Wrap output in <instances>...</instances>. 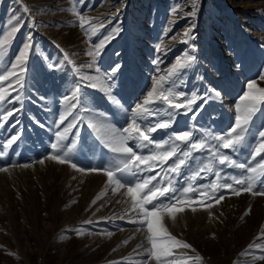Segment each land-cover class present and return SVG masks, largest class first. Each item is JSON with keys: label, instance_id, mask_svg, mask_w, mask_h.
Here are the masks:
<instances>
[{"label": "rangeland", "instance_id": "obj_1", "mask_svg": "<svg viewBox=\"0 0 264 264\" xmlns=\"http://www.w3.org/2000/svg\"><path fill=\"white\" fill-rule=\"evenodd\" d=\"M190 5L191 0H81L79 3L75 0H0V39L9 41L6 55L0 59V74L10 68L9 62H15L28 34L35 44L28 60L23 111L0 128V137H8L16 131L9 125L18 119L23 129V138L0 154V168H7L0 171V264H141L142 260L155 264L146 256L138 255L150 247L146 240L147 226L140 228L139 224L129 223L133 214L127 211L130 198L122 195L126 188L113 193L111 188L115 185L106 188L107 177L102 172H78L70 164L49 159L50 155L57 154L50 147L55 142L50 129H54L52 121L63 110L62 97L69 94L68 90L79 79L72 66L65 62L64 53L77 66H86L91 62V57L86 55L89 49L117 25L121 31L114 34L115 39L107 44L96 65L102 72L115 64L122 65L117 79L123 87L115 92L123 98L124 106L117 108L103 92L85 87L86 103L95 113H107L111 124L119 129L126 127L131 107L142 102L152 88V78L157 75V66L152 61L157 55L162 59L159 74L163 75L177 57L189 52L197 60L183 72L178 90L203 93L212 86L225 88L227 94L223 96V103L213 100L206 104L203 114L195 121L190 115H180L170 128L158 130L152 137L162 142L171 133L188 130L189 126L216 133L231 127L236 105L243 110L247 104L240 97L249 91L248 82L254 80L258 88H264V79H261L264 75V0H200L197 15L191 20L184 18ZM24 6L30 13H24ZM73 6L88 24L98 29L91 41L86 36L88 25L85 29L80 27L71 11ZM174 8L179 11L173 12ZM15 21L20 22V30L13 39L10 32L16 26ZM101 22L105 25L102 29ZM193 23L195 52L180 42L184 39L182 33ZM168 29L172 31L167 32ZM157 44L161 46L160 53L155 50ZM48 64L56 67L48 68ZM83 71L97 75L87 67ZM0 87L10 91L8 82L0 83ZM37 93L45 97L43 102L37 99ZM8 107L7 104L0 106ZM32 116L48 127L36 126L30 119ZM161 116L166 118L164 112ZM92 118L103 119L95 115ZM148 119L160 121V117ZM261 125H264V114L255 117L252 133L264 130ZM80 127L81 136L72 153L74 162L85 169L104 166L111 170V165L116 163L113 154L102 148L86 125ZM196 135L203 138L200 132ZM258 139V135L249 134L239 151L224 152L237 162L250 161L249 145L256 144ZM129 146L142 155L150 154L154 147L140 148L132 141ZM181 148L187 150L182 144ZM193 155L196 158L189 161L180 175L168 173L167 166L161 170L159 161L156 167L146 171L149 176L159 172L165 181L170 177L181 193L184 187L209 186L205 196L199 193L182 196L185 203L178 207L185 211L175 213V221L167 216L162 218L173 236L195 249L193 252L172 244L174 264H264L258 258L264 254V197L245 192L237 196L222 190L225 199L216 204L218 197H212V207L206 208L212 181L224 182L226 177L240 176L243 170L214 166V172L222 173L219 178L214 172H203L191 181L192 171L199 170L209 159L207 152ZM247 175L244 173L245 178ZM253 185L257 190L264 189V183L259 180L253 181ZM98 195L101 199L89 207ZM191 207L197 210L193 212ZM246 210L248 214L244 215ZM162 244L168 246L169 242ZM249 245L253 246L252 250L246 251ZM197 255L202 260H197Z\"/></svg>", "mask_w": 264, "mask_h": 264}, {"label": "snow or ice", "instance_id": "obj_2", "mask_svg": "<svg viewBox=\"0 0 264 264\" xmlns=\"http://www.w3.org/2000/svg\"><path fill=\"white\" fill-rule=\"evenodd\" d=\"M75 2L79 3L81 0H75ZM199 3L200 0H191L190 11L185 12L184 18L191 20L196 17ZM23 11L24 13H30V9L26 6L23 7ZM71 11L78 18L82 29H85L86 25H88L86 36L91 41L92 35H95L98 29L95 25L88 24L85 17L74 6ZM172 11L177 12L179 9L174 8ZM14 20L15 18L10 20L9 24L11 25ZM15 24L16 26L11 27L10 32L13 39L15 34L20 30V22L15 21ZM104 27L105 25L101 22L99 28L102 29ZM194 28L195 24H190L182 33L184 39L180 40L181 43L188 45L192 52L196 50V45L193 43L196 37L192 35ZM120 31L119 25L113 27L107 36L98 43H95L93 48L89 49L86 55L91 57V62L86 66H77L68 58V53H64L65 62L72 66L73 73L79 79L68 90L69 94L62 97L60 103L63 105V110L58 119L52 121L54 129L50 130L53 131L55 142L50 147L57 154L50 155L48 158L55 160L59 164H70L78 172H102L107 177L106 188L115 185V187L111 188L113 193L126 188V192H123L122 195L130 198L131 205L127 211L133 214L132 218L129 219V223L139 224L140 228H143L145 225L147 226L148 235L146 236V240L150 247H145L143 253H138V255L146 256L148 260L155 261V264H174L175 254L172 251V244L179 245L183 249H191L193 252H195V249L187 242L178 240L173 236L165 227L162 218L167 216L175 221V213L185 211L183 207H178V205L185 203L182 196L189 193L193 195L199 193L200 196H205L207 195L205 189L209 186L184 187L181 193L175 187L170 177L165 181L159 172L149 176L146 175V171H150L153 167H156V162L159 161L158 166L161 170L167 166L168 173L180 175L188 166L189 161L196 158L193 153L207 152L209 159L199 170L192 171L189 180H197L203 172L213 173L214 166L238 168L243 171L240 176L226 177L225 181L221 183L213 180L211 183L212 194L208 197L206 208L212 207V197H218L215 199L216 204L225 199V194L222 190H227L229 194L237 196L245 192L250 193L252 196L264 197V189L257 190L253 185V181L256 180L264 183V179H262L264 178V130L258 129L256 133H252L255 117L258 114H264V88H258L254 80L248 82L249 91H245L243 96L240 97V100L247 101V104L243 110L239 104L236 105L234 123L226 131L216 133L214 130L210 131L204 128L189 126L188 130L171 133L167 140L157 142L152 137V133L170 128L173 123L177 122V117L180 115H190L191 119L195 121L203 114L206 104L213 100L223 103V96L227 94L225 88H215L212 86L205 89L203 93L193 92L189 94L179 91L178 81L183 72L196 63L197 57L189 54V52H185L181 57L175 59V62L165 70L163 75H160L159 65L162 63V59L160 55H157L152 61L157 66V75L152 78L151 90L147 92L142 102H137L131 107V116L128 117L127 126L119 129L107 120V113H95L92 106L87 105V94L83 89L89 87L101 91L108 101L117 108L124 106L123 98L119 93L115 92L116 89L123 87L122 82L117 79L118 74L122 71V65L115 64L103 72L96 65L107 44L115 39L114 34H119ZM171 31V29L167 30V32ZM171 38L173 40L177 39V37ZM8 43V40L0 39V59H3L6 55L5 48ZM34 47L35 44L32 36L28 34L26 42L15 57V62H9L10 68L4 69L3 74H0V83L8 82L10 89V91H5L3 87H0V106L4 104L9 105L8 108H0V128L8 125L13 117L23 111L25 101L23 92L28 72V60ZM57 47L59 48L60 46L57 45ZM60 50L64 51L62 48ZM155 50L157 53H160L162 51L161 46L157 44ZM47 67L55 68L56 66L48 64ZM85 67L89 70H94L97 75L91 76L85 73L83 71ZM174 77L175 79H173ZM198 79L203 80V77L199 76ZM261 79H264V75L261 76ZM37 99L43 102L45 97L39 96L37 93ZM31 102L37 103V100H31ZM17 104L20 106L15 107ZM161 112L166 114V118L165 116H161ZM93 115L102 117L103 119H94L92 118ZM149 117H160V121L153 120L149 122ZM30 119L41 129L48 127V125L40 122L34 116L30 117ZM82 124L86 125L102 148L107 149L113 154L116 163L111 165V170L104 166L85 169L79 167L74 162L72 153L80 139V126ZM9 126L16 129V131L9 134L8 137H0V154L6 153L23 138L20 120H14ZM261 129H264V125H261ZM197 132L202 133L203 138H198ZM249 134L253 136L258 135L259 137L256 144L249 145L251 148L249 152L250 161L237 162L224 152V150L239 151L248 141ZM66 141L68 143H65ZM130 141L135 142V145L140 148L147 149L149 146L154 147L150 150V154L142 155L129 146ZM210 141L212 143H209ZM181 144L187 150L181 148ZM41 163H43V160H41ZM24 167H28V165H24ZM0 171H7V168H0ZM244 173L248 174L246 178ZM214 175L219 178L222 173L217 170L214 172ZM103 194L106 195L107 192L105 191ZM99 199H101V196H96L91 201L89 207L95 205ZM119 202L117 201V203ZM72 203H75V201H72ZM196 210V207H191V211L195 212ZM247 214L248 210L245 211L244 215ZM211 215L212 213L209 212V216ZM241 219H243V216ZM86 223H91V221H87ZM262 231H264V226H262ZM77 234L81 233L77 232ZM164 241L169 242L168 246L162 244ZM123 243L126 244L127 240L123 241ZM140 247L141 245H137V248ZM252 247V245H249L246 251H251ZM257 248H259V245H257ZM258 258L264 260V254L259 255ZM196 259L202 260V257L197 255ZM141 264H147V261L142 260Z\"/></svg>", "mask_w": 264, "mask_h": 264}]
</instances>
